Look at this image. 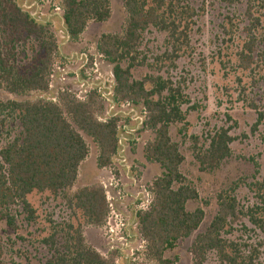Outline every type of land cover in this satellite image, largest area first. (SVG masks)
<instances>
[{"label": "rangeland", "instance_id": "374dc122", "mask_svg": "<svg viewBox=\"0 0 264 264\" xmlns=\"http://www.w3.org/2000/svg\"><path fill=\"white\" fill-rule=\"evenodd\" d=\"M38 23L48 25L55 36L57 51L51 67V90L12 95L0 89V101H34L61 94V89L72 95L84 89H95L104 98L97 118L110 115L117 120L121 144L108 168L96 164L97 147L82 135L88 156L80 164L74 186L58 194L33 192L27 201L33 212L30 215L20 205L10 207L14 227L5 220L0 222V247L3 264H49L63 252L69 236L79 230L86 245L98 253L107 251L102 236V226L86 223L81 211L70 205L73 192L84 186L109 184L136 195L147 190L152 181L161 175L158 164L145 160L143 149L153 139L154 133L144 128L145 116L141 106L111 108L107 102L114 88L113 66L96 53L101 35H118L122 32L126 13L123 0H109L110 17L104 22H89L77 41L66 34L59 0H12ZM192 12L185 16L187 39L179 48L166 43V35L154 27L142 35L138 48L141 66L131 70L134 80L147 76L160 77L177 88L186 101L181 106L184 121L171 124L169 136L183 156L180 172L197 192V198L189 201L190 212L201 209L203 220L190 236L178 241L164 258L174 264H193L191 244L206 231L218 211V196H232L237 203V215L221 232L227 242L226 251L236 264H264V225L250 222V209L261 206L259 185L264 181V0H179ZM252 5L254 17L259 20L256 64L250 70L238 66V53L247 39L245 27L250 25L246 17L247 6ZM0 53L4 59L16 65L21 72L34 67L40 50L34 37L0 28ZM60 67L56 69L54 66ZM63 69V70H62ZM60 75L66 81L60 83ZM50 79V78H49ZM49 81V80H48ZM70 90V92H68ZM100 100V98H99ZM123 104V103H122ZM120 104V106L122 105ZM0 147L21 135V126L14 113L0 114ZM1 123V122H0ZM226 130L231 142L230 155L212 169L202 168L195 154L208 148L210 138L220 130ZM103 189V187H102ZM104 191V190H103ZM139 197V196H138ZM140 198V197H139ZM141 199V198H140ZM131 199L125 197L121 208H128ZM130 211V210H129ZM259 215V214H258ZM133 247L137 248V244ZM114 264H157L144 256V250L135 252L127 261L116 253ZM111 255L108 254V256ZM115 259V260H116ZM202 264H229L220 260L215 251L208 252Z\"/></svg>", "mask_w": 264, "mask_h": 264}, {"label": "trees", "instance_id": "16d2710c", "mask_svg": "<svg viewBox=\"0 0 264 264\" xmlns=\"http://www.w3.org/2000/svg\"><path fill=\"white\" fill-rule=\"evenodd\" d=\"M66 33L71 41H77L89 22H104L110 17L109 0H59ZM126 13L123 30L118 35L100 36L96 50L113 66V95L117 104L130 103L141 106L145 112L144 128L154 133L146 143L143 155L147 162L158 164L162 170L150 186L153 202L149 210L137 215L138 230L145 241L144 256L157 264H174L165 259L166 251L173 250L178 241L190 236L201 224V209H186L189 201L197 198V192L186 184L180 172L183 156L169 136L171 124L184 121L181 106L186 103L180 91L160 77L147 76L134 80L131 70L141 66L138 48L143 33L154 27L165 33L166 43L179 48L187 39V28L180 29L185 16L191 17L189 7L179 0H123ZM252 5L246 8L250 25L245 27L247 39L238 53V66L246 71L256 64V50L260 43L257 36L259 20L254 17ZM0 28L34 37L40 50L34 67L21 72L4 59L0 53V89L12 95L44 92L57 51L55 36L50 27L38 23L22 11L12 0H0ZM264 67V59L262 60ZM101 100L95 92L84 101L70 93L62 92L56 102L44 99L14 102L0 101V114L14 113L21 126V136L0 147V222L5 220L14 227L10 207L20 205L33 215L27 196L33 192L58 194L70 190L77 179L80 164L88 156V147L82 135L89 137L97 147L98 168H108L117 154V120L99 121L97 111ZM264 117L259 113L258 122ZM2 124V121H0ZM229 137L226 130L216 132L208 148L195 154L202 168L212 169L230 155ZM261 190V206L250 209V222L264 225V181ZM218 211L208 228L191 244L193 264H202L205 255L215 251L220 260L236 264L227 253V242L221 232L237 215L236 200L229 195L218 196ZM71 206L81 211L88 225L101 227L107 207L100 185L84 186L73 192ZM259 214V215H258ZM63 252L49 264H114L116 254L102 257L86 245L81 232L69 236ZM0 247V264L2 262Z\"/></svg>", "mask_w": 264, "mask_h": 264}, {"label": "built area", "instance_id": "2783aa9c", "mask_svg": "<svg viewBox=\"0 0 264 264\" xmlns=\"http://www.w3.org/2000/svg\"><path fill=\"white\" fill-rule=\"evenodd\" d=\"M67 34V33H66ZM97 56L99 58H103L97 51ZM57 65L54 66V68ZM60 71V67H56V69ZM63 70V69H62ZM53 74L50 73L49 75V81H48V90L53 87L51 84V79L53 78ZM113 78V75H112ZM114 79V78H113ZM60 83L64 84L66 79L60 75L59 78ZM114 82V81H113ZM113 89V88H112ZM66 92L64 89H61V93ZM70 92V90H68ZM91 92H95L97 95H99L100 100L104 98L99 92L95 89H84L83 91H78L76 94L75 92L72 94L77 100L84 101L88 94ZM58 97V93L55 94V96H51L49 98H46L47 101L56 102ZM108 97H111L108 99L106 97L107 102L110 104L111 108H120L124 106H133L130 103H123L121 106L120 104L115 103L114 101V95L113 91L109 92ZM144 116L145 112L143 110ZM114 115H109L105 117L103 120L99 121H106L108 118H113ZM119 128H117L118 130ZM120 136L118 135V144L120 148L121 144ZM118 148V149H119ZM118 153V151H117ZM104 195H105V202L107 207V213L104 220V223L102 225V236L106 240L107 245V251L104 253H99L102 257L106 258L108 254L110 253H118L120 255V259L123 258L125 260L131 261L133 259V256L135 252H137L139 249L144 250L145 249V241L142 239L139 230H138V221H137V215L139 213L145 212L149 210L152 202H153V196L150 192V186L147 188V190L143 189L140 190L139 193L134 195L131 191H125L124 189H118L115 191L114 194H111L109 189L116 190L117 185L110 183L109 189H107L106 186L102 184ZM141 198H139V197ZM125 197H128L131 199L130 206L128 208H121L123 199ZM130 210V211H129ZM135 244H137V248L133 247ZM117 255V254H116ZM115 263H117V259L115 260Z\"/></svg>", "mask_w": 264, "mask_h": 264}]
</instances>
